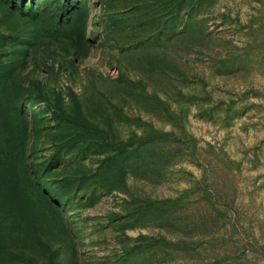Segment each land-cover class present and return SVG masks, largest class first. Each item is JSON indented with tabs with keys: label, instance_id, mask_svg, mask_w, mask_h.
<instances>
[{
	"label": "rangeland",
	"instance_id": "1",
	"mask_svg": "<svg viewBox=\"0 0 264 264\" xmlns=\"http://www.w3.org/2000/svg\"><path fill=\"white\" fill-rule=\"evenodd\" d=\"M0 264H264V0H0Z\"/></svg>",
	"mask_w": 264,
	"mask_h": 264
}]
</instances>
